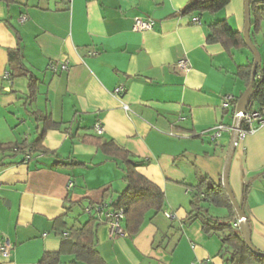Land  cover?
<instances>
[{"label": "crops", "instance_id": "0c3cea01", "mask_svg": "<svg viewBox=\"0 0 264 264\" xmlns=\"http://www.w3.org/2000/svg\"><path fill=\"white\" fill-rule=\"evenodd\" d=\"M189 1L17 0L7 5L0 0V143L36 137L42 123L31 111L61 123L42 141L56 155H17L0 166V242L7 238L12 244L0 264H39L44 253L59 250L57 232L87 219L83 206L109 205L124 189L119 163L80 141L82 135L127 150L137 171L165 195L163 210L148 211L133 235L122 222L127 235L111 236L104 212H98L95 248L106 264H226L220 237L206 234L200 220L185 217L199 178L221 181V137L229 131L214 139L202 131L219 123L231 126L232 100L224 107L225 97L238 99L244 92L247 86L235 73L253 56L247 49L228 51L206 41L209 25L218 20L242 32L244 0H230L215 13L182 14ZM135 17H150L152 28L134 31ZM193 17L199 23H192ZM254 38L264 66V23ZM17 45L39 82L36 99L26 105L27 79L8 73V50ZM184 58L185 71L174 66ZM62 62L67 70L48 68ZM118 85L124 92L114 95ZM60 161L82 164L57 165ZM229 185L244 203L251 244L264 251V125L236 144ZM107 190L111 194L103 201ZM201 205L215 216L227 215L224 208ZM70 259L64 256L62 264Z\"/></svg>", "mask_w": 264, "mask_h": 264}, {"label": "trees", "instance_id": "16d2710c", "mask_svg": "<svg viewBox=\"0 0 264 264\" xmlns=\"http://www.w3.org/2000/svg\"><path fill=\"white\" fill-rule=\"evenodd\" d=\"M10 5L17 0H1ZM230 0H190L181 10L182 14L192 12L215 13L224 8ZM250 38L257 48L255 35L262 30L264 23V0H251L250 3ZM209 43H220L226 50L247 49L241 32L233 29L226 20H218L209 25V34L206 38ZM8 67L11 78L25 77L27 79V92L24 98V104L32 103L37 97L38 79L24 65L21 48L17 45L8 50ZM49 68V67H48ZM252 61L243 65H238L235 77L244 80L245 86H248L251 77ZM238 99L231 102L232 111ZM264 106V66L262 64L255 68V78L253 81V94L248 110L261 108ZM36 122L42 123L36 137L27 142L22 140L18 142L0 143V166L12 163L17 155H56V152L49 150L42 145L44 135L48 129H55L61 126L60 122H55L50 115L38 111H31ZM80 141L90 143L96 146L105 156L110 157L119 165L124 173V189L110 201L108 208H123V225L129 235L136 234L143 221L145 214L153 210L160 212L163 210L165 195L156 184L151 182L144 175L137 171L138 163L132 160L130 153L111 140H103L93 135H82ZM57 165H78L82 163H63L57 162ZM245 185L244 193H247ZM194 190L190 198V211L185 217V221L198 219L202 224V230L206 234H217L222 243V253L225 255L226 264H264V257L251 251L245 244L239 229L236 225L232 206L228 200L226 191L220 182H214L212 179L201 176L198 182L192 186ZM111 194L105 191L104 198L107 199ZM207 203L215 208H224L227 215L218 217L211 214L207 207L201 205ZM75 203L74 205H78ZM92 212L88 213L87 219L78 226L66 227L65 230L57 232L60 236V247L56 252H46L39 260V264H62L64 256L70 257L69 264L78 262L83 264H106L95 248L96 237L95 229L99 225V210L97 205L89 202ZM83 206L82 211L84 213ZM62 219V217L60 218ZM63 221V220H62ZM247 222L249 223L248 219ZM250 227V223H249ZM258 250V249H257ZM260 251V250H258Z\"/></svg>", "mask_w": 264, "mask_h": 264}, {"label": "built area", "instance_id": "2783aa9c", "mask_svg": "<svg viewBox=\"0 0 264 264\" xmlns=\"http://www.w3.org/2000/svg\"><path fill=\"white\" fill-rule=\"evenodd\" d=\"M201 1H207V0H201ZM24 19L25 17L22 16L20 17L19 21H23ZM191 21L192 23H199L198 17H193ZM153 23L154 22L150 17H135L132 28L134 31L149 30L152 28ZM174 66L180 70L185 71L189 67V62L185 58L180 59L174 64ZM48 67L53 73H56L59 70L61 71L67 70L68 64L67 62H62L59 64L50 63ZM123 92H124V87L122 85H118L113 90L114 95H120ZM231 100H233L232 96H226L224 101V107H228L229 102ZM122 108L124 110H128V106L126 104H123ZM263 125H264V106L261 108H253L250 110L247 109L243 116V121L239 132L238 141L241 140L245 135L252 133L255 129ZM230 128H231L230 126H226L224 124L219 123L209 129L202 131V133L209 134L210 138L214 139L221 136L223 131H230ZM95 131L97 134H100L102 131V128L98 123L95 125ZM96 208L97 211L99 210L100 212H104L105 222L109 227V233L111 236L116 235L123 237L127 235L125 229L122 226V222L124 220L123 208H118V209L108 208L107 204L97 205ZM84 210L87 213L92 212V208L90 205L86 206ZM164 215L168 219H172L174 217V215L169 212H165ZM11 248H12L11 242L7 238L3 239V241L0 242V255L2 257H7L10 253Z\"/></svg>", "mask_w": 264, "mask_h": 264}, {"label": "water", "instance_id": "95a60500", "mask_svg": "<svg viewBox=\"0 0 264 264\" xmlns=\"http://www.w3.org/2000/svg\"><path fill=\"white\" fill-rule=\"evenodd\" d=\"M250 3L251 0H244L243 5V29L241 35L244 39V42L251 52L253 59H252V69H251V77L248 86L238 98L235 108H234V116L231 123L230 128V138L227 146L226 155L223 162L222 172H221V185L226 191L228 200L232 206L234 217L236 220L237 228L240 231V234L246 244V246L256 253L259 256L264 257V251H258L252 244L250 239V227L249 223L247 222V217L244 211V203H239L234 194L232 189L229 185V169L231 159L233 157L236 144L238 143L239 139V132L241 129L243 116L249 107L251 97L253 94V81L255 78V68L256 66L261 64V55L259 50L255 47L252 43L250 38V28H251V19H250Z\"/></svg>", "mask_w": 264, "mask_h": 264}, {"label": "rangeland", "instance_id": "374dc122", "mask_svg": "<svg viewBox=\"0 0 264 264\" xmlns=\"http://www.w3.org/2000/svg\"><path fill=\"white\" fill-rule=\"evenodd\" d=\"M230 124V122H229ZM224 140V146L221 148L222 151L224 152V158L226 155V151H227V146H228V142H229V138H230V131L228 133H225L223 137H221ZM213 210H217L215 208H212Z\"/></svg>", "mask_w": 264, "mask_h": 264}]
</instances>
